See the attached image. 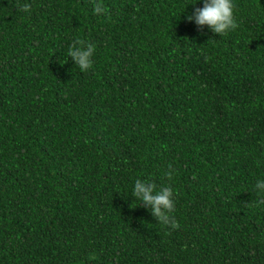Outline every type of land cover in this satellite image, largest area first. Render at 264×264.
I'll use <instances>...</instances> for the list:
<instances>
[{
    "label": "trees",
    "instance_id": "16d2710c",
    "mask_svg": "<svg viewBox=\"0 0 264 264\" xmlns=\"http://www.w3.org/2000/svg\"><path fill=\"white\" fill-rule=\"evenodd\" d=\"M203 2L0 0V264H264V0L224 35L186 19Z\"/></svg>",
    "mask_w": 264,
    "mask_h": 264
},
{
    "label": "clouds",
    "instance_id": "9594fccd",
    "mask_svg": "<svg viewBox=\"0 0 264 264\" xmlns=\"http://www.w3.org/2000/svg\"><path fill=\"white\" fill-rule=\"evenodd\" d=\"M20 12L30 13V4H18ZM235 5L233 0H204L202 8H196L192 15L186 17L191 22L195 20L199 29L208 26L211 32L216 35H224L229 30L238 28V23L234 16ZM106 11L101 3H96L94 14H103ZM213 41L209 39L208 42ZM207 42V43H208ZM96 51V45L82 39L73 41L68 50V56L72 58L75 65L82 72H86L93 67V56ZM176 173V169L170 164L165 176L171 181ZM255 190L264 193V180H258ZM132 195L138 199L145 208L150 210L151 215L161 225L171 229H178L179 223L172 213L175 211L174 191L171 185L157 188L155 182L136 180ZM264 204V199L258 201Z\"/></svg>",
    "mask_w": 264,
    "mask_h": 264
}]
</instances>
